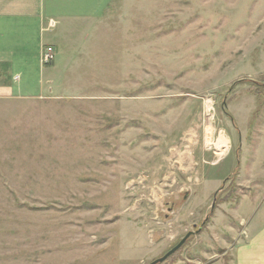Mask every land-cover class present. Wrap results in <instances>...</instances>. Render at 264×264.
<instances>
[{
  "label": "rangeland",
  "instance_id": "rangeland-1",
  "mask_svg": "<svg viewBox=\"0 0 264 264\" xmlns=\"http://www.w3.org/2000/svg\"><path fill=\"white\" fill-rule=\"evenodd\" d=\"M55 1L82 13L61 66L0 95V264H149L189 232L158 264L230 261L264 197V0Z\"/></svg>",
  "mask_w": 264,
  "mask_h": 264
},
{
  "label": "crops",
  "instance_id": "crops-1",
  "mask_svg": "<svg viewBox=\"0 0 264 264\" xmlns=\"http://www.w3.org/2000/svg\"><path fill=\"white\" fill-rule=\"evenodd\" d=\"M80 12L74 8L62 12L55 0H0V95L29 98L40 87L43 90L45 66H61L56 60L43 64V49L52 46L58 58L57 45L71 24L82 19ZM255 199L244 194L232 214L241 228L234 229L232 243L223 242L231 260L220 255L203 264H264V197Z\"/></svg>",
  "mask_w": 264,
  "mask_h": 264
},
{
  "label": "water",
  "instance_id": "water-1",
  "mask_svg": "<svg viewBox=\"0 0 264 264\" xmlns=\"http://www.w3.org/2000/svg\"><path fill=\"white\" fill-rule=\"evenodd\" d=\"M193 234V232H189L174 248H172L171 250H169L164 256L152 261L149 264H158L160 262L165 261L169 256H171L172 254H174L177 250H179L184 244L185 242L188 240V238Z\"/></svg>",
  "mask_w": 264,
  "mask_h": 264
},
{
  "label": "built area",
  "instance_id": "built-area-1",
  "mask_svg": "<svg viewBox=\"0 0 264 264\" xmlns=\"http://www.w3.org/2000/svg\"><path fill=\"white\" fill-rule=\"evenodd\" d=\"M43 64H51L55 60V51L52 46H47L43 49L42 57Z\"/></svg>",
  "mask_w": 264,
  "mask_h": 264
}]
</instances>
